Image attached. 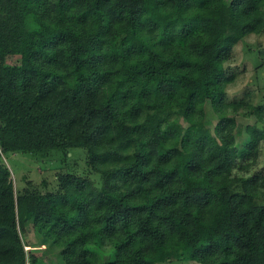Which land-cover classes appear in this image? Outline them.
I'll list each match as a JSON object with an SVG mask.
<instances>
[{"label":"trees","instance_id":"16d2710c","mask_svg":"<svg viewBox=\"0 0 264 264\" xmlns=\"http://www.w3.org/2000/svg\"><path fill=\"white\" fill-rule=\"evenodd\" d=\"M262 30L264 0H0V264H264V170L236 171L259 156L264 103L228 93L235 47ZM207 103L214 134L175 129ZM237 113L256 117L241 147ZM73 147L99 183L17 190L2 160ZM33 198L59 214L29 219L50 257L18 228Z\"/></svg>","mask_w":264,"mask_h":264},{"label":"rangeland","instance_id":"374dc122","mask_svg":"<svg viewBox=\"0 0 264 264\" xmlns=\"http://www.w3.org/2000/svg\"><path fill=\"white\" fill-rule=\"evenodd\" d=\"M235 59L229 62V65L236 68L239 72L238 79L228 88L230 97L240 96L244 94L247 99L253 100L254 103H264V30L259 34L251 35L242 39L234 50ZM19 60L18 56H8L7 64L16 63ZM260 62H262L260 64ZM228 64V63H227ZM179 120L175 123V129L183 133L189 126H193L197 133L214 134V127L218 122V117L213 112L211 105H206V116L196 122L190 124L184 118V106L178 110ZM237 125L235 132L237 135V146L241 147L250 139L249 133L246 130L247 125L252 124L256 117L255 115H246L237 113ZM57 151V150H54ZM53 151V152H54ZM50 156L43 157L35 152H9L2 153V160L12 170V179L17 190L28 186L29 184L46 188H55L57 186L58 173L72 172L89 176L97 183L100 182V174H93L87 167L86 156L87 151L84 147H73L65 151H57ZM264 170V140L260 145L259 156L253 163L249 171H244L240 168L237 172L249 175L257 171ZM47 182V185H45ZM37 211L51 212L55 216H59L49 206L45 199L33 198L26 202L24 214L18 216V228L22 236H24L28 252L37 251L45 257H50L51 251L47 248V244H41L42 236L32 227L29 219L36 214ZM71 218V216H68ZM178 263V261L176 262ZM175 261H166L164 264H176ZM186 264H200L195 261L185 262Z\"/></svg>","mask_w":264,"mask_h":264}]
</instances>
